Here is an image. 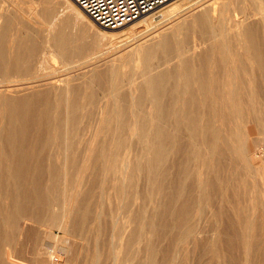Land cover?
<instances>
[{
    "label": "bare ground",
    "instance_id": "6f19581e",
    "mask_svg": "<svg viewBox=\"0 0 264 264\" xmlns=\"http://www.w3.org/2000/svg\"><path fill=\"white\" fill-rule=\"evenodd\" d=\"M247 2L169 6L160 25L204 8L145 49L136 85L96 70L95 53L79 84H44L56 77L35 67L49 50L68 61L60 30L43 44L25 27L11 40L15 23L3 24L0 79L33 80L0 96V264H264V222L250 212L264 218V180L254 197L242 181L264 172L251 140L264 134V6ZM107 190L121 200L110 212ZM71 239L88 245L85 259Z\"/></svg>",
    "mask_w": 264,
    "mask_h": 264
},
{
    "label": "rangeland",
    "instance_id": "374dc122",
    "mask_svg": "<svg viewBox=\"0 0 264 264\" xmlns=\"http://www.w3.org/2000/svg\"><path fill=\"white\" fill-rule=\"evenodd\" d=\"M196 1L173 0L168 5L143 16L141 19L147 17L148 15L150 16V14L153 15V17H156L151 18L150 21L141 28L132 27L134 24L141 20L139 19L138 21L123 28L117 30H108L94 23L76 4H74L75 8H72L71 5L68 4L65 0H0V28L3 27L7 21L12 20L16 25L14 24V28L12 29L10 37L12 36V34H15V31L17 29L25 27L33 32L36 35L35 37L41 40L43 44H47L46 38L48 37L49 30H51L52 28L60 30L62 36V49L64 53L67 54L68 61L63 62L59 58L57 59L52 57V53L49 50V54L47 55L48 64H44L46 66L38 64L35 67L36 72L34 71L38 74L37 76H43L48 73L54 74L56 78L50 79L44 84L57 81V78L65 79L66 75L67 77H70V79H73L74 85L79 84L80 82L76 81V79H78V77H80L81 75H89L90 71L94 68L90 67L80 69L79 67L85 61L94 58L95 55H100V58L98 60L91 59L90 62L96 63L94 65L96 70L106 71L109 69H117L121 81L127 80L126 75H131L133 83L137 84L140 83V81H138L140 78L138 79V77L141 70V59L143 57L145 49L152 44H157L162 35L172 34L175 29L181 27L184 19L191 20L193 16L202 12L204 7L198 8L196 10L192 9L193 11H187L186 15H184V13V16H178L177 18L166 22L165 25H160L163 22L160 15L162 13H165L169 6L180 4L187 7L195 3ZM207 1L209 2L207 5L215 3L218 4L220 8L223 5H229V10L232 13L233 9L239 5V2L241 0ZM247 1L248 2L244 5V7L250 11H253L255 8H262L264 6V0ZM249 3L251 5H248ZM157 29L160 30H158L156 34H153L152 39L146 37L149 31ZM189 38L191 46L200 42L199 39L195 36H191ZM10 39L14 40L13 37H11ZM81 49L85 52L83 55L79 54V50ZM43 57L44 56H42V58ZM30 80H33L32 76H23L18 78L3 77L2 79H0V96L12 98L16 97L17 95L24 94L18 92L19 88L17 86ZM123 82V84H125L128 81ZM127 87L125 88L126 92H129ZM131 93L136 94V92ZM134 97L135 99H133ZM137 97L138 96H132L131 100L135 102L137 100ZM148 108L150 109V105H148L147 103V111H149ZM133 132H136V130H133ZM259 133L256 132L255 136H253L251 140L255 142L254 152L256 154V157L264 163V134L263 132ZM61 157L62 156L60 155L57 156L59 163H61L62 161ZM227 176L230 182V187H232V179L234 177L233 172L229 170L227 172ZM88 177L89 176L87 174L86 178L84 179L85 185H87L89 181ZM262 180H264V172L262 170H260L257 180L255 179V177H249L248 175L242 178V181L245 182L247 186L249 184L247 191L248 193H251L252 197H254V194L252 193L253 185L260 183ZM96 192L97 196H99L100 191L96 190ZM262 193L264 197V188ZM120 201L121 200L119 198H114L111 190H107L106 194L103 196L104 207L109 212L112 209L116 208V206L120 204ZM245 205H247V203ZM253 211L255 212L258 219H262L264 222L261 209L259 207H256L254 210L251 209V214ZM95 212H99L98 208H95ZM110 218V216H107L104 219V222H110ZM129 232L130 227L127 228V235L129 234ZM61 236L63 235L55 229V237ZM101 237V232H96L92 238H89V240H92V242L88 244L91 248V253H94L96 251V248L98 247V243L96 244V240H99V238L101 239ZM108 237H110V235L107 236V238ZM70 242L72 245H76L78 250L83 251L82 257L85 259L88 246L85 241L79 239H71ZM242 262L243 264H245V261H243V259ZM40 263H42V261ZM43 264L50 263L48 259H46Z\"/></svg>",
    "mask_w": 264,
    "mask_h": 264
},
{
    "label": "built area",
    "instance_id": "2783aa9c",
    "mask_svg": "<svg viewBox=\"0 0 264 264\" xmlns=\"http://www.w3.org/2000/svg\"><path fill=\"white\" fill-rule=\"evenodd\" d=\"M98 26L117 30L173 0H71Z\"/></svg>",
    "mask_w": 264,
    "mask_h": 264
}]
</instances>
